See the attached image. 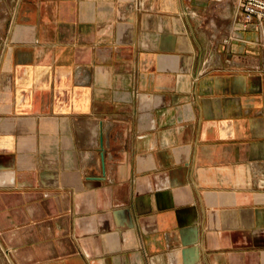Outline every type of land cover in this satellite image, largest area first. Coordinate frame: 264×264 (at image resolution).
<instances>
[{
  "label": "crops",
  "instance_id": "crops-1",
  "mask_svg": "<svg viewBox=\"0 0 264 264\" xmlns=\"http://www.w3.org/2000/svg\"><path fill=\"white\" fill-rule=\"evenodd\" d=\"M242 4L0 0V264H264Z\"/></svg>",
  "mask_w": 264,
  "mask_h": 264
},
{
  "label": "built area",
  "instance_id": "built-area-1",
  "mask_svg": "<svg viewBox=\"0 0 264 264\" xmlns=\"http://www.w3.org/2000/svg\"><path fill=\"white\" fill-rule=\"evenodd\" d=\"M243 17L248 22L253 19L264 21V0H242Z\"/></svg>",
  "mask_w": 264,
  "mask_h": 264
}]
</instances>
